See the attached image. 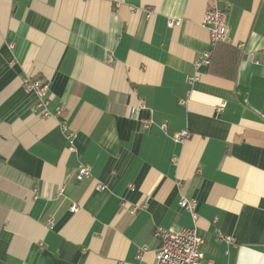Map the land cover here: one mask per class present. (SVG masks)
<instances>
[{
  "label": "crops",
  "instance_id": "obj_1",
  "mask_svg": "<svg viewBox=\"0 0 264 264\" xmlns=\"http://www.w3.org/2000/svg\"><path fill=\"white\" fill-rule=\"evenodd\" d=\"M213 1L227 75L194 64ZM157 226L264 264V0H0V264H154Z\"/></svg>",
  "mask_w": 264,
  "mask_h": 264
},
{
  "label": "built area",
  "instance_id": "obj_2",
  "mask_svg": "<svg viewBox=\"0 0 264 264\" xmlns=\"http://www.w3.org/2000/svg\"><path fill=\"white\" fill-rule=\"evenodd\" d=\"M180 23L179 19H169L168 26L172 27ZM203 24L209 31V41L212 45H215L218 41H224L226 34V11L220 9L216 2H211L204 13ZM209 53L204 52L195 62V66L198 67L202 64H208ZM194 80L195 77H191ZM23 86L26 90L34 91L38 97L39 105H46L48 99L45 97L46 84L41 81L39 77L26 78L23 80ZM223 105V104H222ZM136 111L135 106H130L129 112L134 114ZM48 115V112H44ZM64 132L69 138L70 135L67 131V127L63 125ZM189 136V131L181 130L173 134V138L176 141H183ZM90 176L89 165H80L75 172L77 179ZM180 207L186 209L193 220L197 217L195 199L181 198L179 202ZM76 206H72V210H76ZM137 207L133 206L130 209V213L134 214ZM153 236L158 240V246L154 254V264H206L204 262V253L201 250L202 239L198 235L194 227H181L178 230H172L157 226L152 232ZM145 250V247L138 249V257Z\"/></svg>",
  "mask_w": 264,
  "mask_h": 264
},
{
  "label": "trees",
  "instance_id": "obj_3",
  "mask_svg": "<svg viewBox=\"0 0 264 264\" xmlns=\"http://www.w3.org/2000/svg\"><path fill=\"white\" fill-rule=\"evenodd\" d=\"M238 58V52L236 48L226 43L225 41H218L209 54V62L207 68L214 74L227 75L220 69L234 66L236 59Z\"/></svg>",
  "mask_w": 264,
  "mask_h": 264
}]
</instances>
